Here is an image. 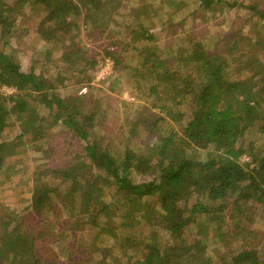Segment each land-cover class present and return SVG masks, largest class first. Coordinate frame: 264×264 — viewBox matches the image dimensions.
Segmentation results:
<instances>
[{
  "label": "trees",
  "instance_id": "obj_1",
  "mask_svg": "<svg viewBox=\"0 0 264 264\" xmlns=\"http://www.w3.org/2000/svg\"><path fill=\"white\" fill-rule=\"evenodd\" d=\"M195 1H199L204 9L216 2ZM78 2L0 0V42L9 44L13 38L17 40L14 42L22 44L18 41L20 37L34 30L39 41L46 46L53 45L55 51H59V58L68 65L71 73L73 62L82 55L68 48V33L78 30L76 19L82 15L83 8L89 12L85 17L90 28L101 30L102 15L107 8L104 0H82L81 6ZM161 2L162 9L157 10L161 14H167L168 10L170 15V9L178 11L191 3L197 7L193 0ZM236 6L249 10L259 25L264 24V0L230 3V8ZM164 24L169 26L166 22ZM240 31V34L226 33L212 48L197 43L185 57L172 62L165 55H141L135 69L142 77L150 72L148 94L156 96L153 102L157 110L151 113L152 121L162 123L169 120L172 124L168 121V130L159 128L160 132L149 143L146 153L129 149L127 128L124 131L127 135L120 140L122 152L115 153L103 147V136L97 138L91 131L97 116L95 109L86 110L81 104L87 95L80 93L64 98L55 83L36 74L32 60L23 65L0 52V87L5 85L17 90L9 95L0 93V138L8 126L7 114L12 112L18 119L23 114L29 115L30 119L22 123L28 126L32 136L40 134V123L45 121L40 115L45 113L50 116L52 126L65 128L67 133L83 140L80 151L63 165L41 170L34 167L47 178V182L51 177L55 190H61L60 185H65L63 192L66 191L68 202L62 197V203L67 210L80 214V218L78 216L70 224L87 218L95 224V219L109 211L110 205L94 195L105 183L114 185L117 202L125 207V214L120 215L124 223L131 218L140 223L138 217L145 218L148 214L149 199L154 201L156 214L150 228L161 226L168 232L167 238L159 241L155 231L143 234L138 240L124 237L125 242L119 245L122 252L119 250V255L110 259L106 256L98 264H264V233L261 241H252L259 235L252 225L251 210L253 206L264 204V66L250 68L255 60V54L251 55L253 42L249 43L252 39L242 34V28ZM129 33L135 36V42L152 40L151 32L138 22ZM260 39L258 42L264 48V37ZM109 44L119 47L117 41ZM105 54L113 60L116 68L119 63L117 50L107 45ZM131 66L126 69L133 71ZM229 66L234 68V71L230 70V80L227 79ZM64 70L62 67L54 79L57 80ZM30 97L41 107L36 109L35 105H30ZM252 130L263 137L261 143L247 137ZM21 135L22 132L17 133V137ZM184 141L188 142L191 151L199 153L197 158L183 154ZM11 145V142L0 141V168ZM244 155L247 159L241 160ZM93 170L98 173L92 175ZM136 174L142 179L139 176L141 180H138ZM47 186L45 181H36L31 191L34 214L53 206V189ZM63 192L60 191L58 196ZM204 217L216 222L220 230L218 237L230 235L229 257H224L227 251L221 252L217 247L212 254L214 261L210 255H204L210 247L206 241L196 237L186 239L185 230ZM244 219H248L251 225L244 227ZM226 220L230 225H225ZM9 221L11 218L0 216V264H40L37 245L31 238L28 240V231L10 227L12 222ZM113 223L103 222L100 232L111 233L113 227L110 224ZM116 226L114 223V229ZM95 239L99 243L97 236Z\"/></svg>",
  "mask_w": 264,
  "mask_h": 264
},
{
  "label": "rangeland",
  "instance_id": "obj_2",
  "mask_svg": "<svg viewBox=\"0 0 264 264\" xmlns=\"http://www.w3.org/2000/svg\"><path fill=\"white\" fill-rule=\"evenodd\" d=\"M78 1L81 6L82 0ZM104 1L107 8L102 15L101 30L90 28V22L85 17V15H89V12L83 8L82 15L76 19L78 30L68 33V48L82 55L81 59L76 58L73 62L74 68L71 73L68 72V65L59 58V51H55L53 45L46 46L39 41L40 38L34 30L20 37L18 41H21L22 44L14 42L17 40L13 38L9 40V44H5L4 41L0 42V52H4L23 65H26L27 60H32L36 65V74L55 83L57 91L59 90L64 98L69 99L80 93L87 95L81 104L84 109L86 107V110L94 108L96 111L95 126L91 130L93 136H97V138L103 136L101 145L112 149L115 153L122 152L120 140L127 134L129 139L126 144L129 145V149L138 153H146L147 146L154 141L156 133L160 132L159 128L161 127L163 130L169 128L167 125L169 120L162 121V123L161 121L158 123L152 121L151 113L157 110L154 108L155 102H153L156 96L148 94L151 82L150 72L142 77L135 69L140 63L141 55L146 53L155 57L165 55V58L172 62L185 57L197 43L212 48L226 33L240 34V28H242V34L252 39L248 42H253L251 43L253 45L251 55L255 54V60L250 68L264 66V48L263 44L259 43L261 42L260 38L264 37V27H261L264 24L259 25L257 18L252 17L251 12L247 9L238 6L230 8V3L233 1L249 3L254 0H227L226 3L222 2L224 0H216L208 9L201 8L199 1L193 0V4H196L197 7L191 3L178 11L173 12V8L170 9L172 13L170 15L168 10L167 14L157 11L162 9L161 1L163 0ZM136 22L151 32V42L134 41L135 36H131L129 30L131 27H135ZM137 31L139 33L140 29L137 28ZM110 41H117L116 45L119 47L109 44ZM107 45L117 50L119 63L116 68L113 66V60L105 54ZM86 59L88 61H85ZM89 61H93V63L90 64ZM128 65H132L134 70L132 71L130 68L127 70L126 66ZM65 66L67 68L64 70ZM62 67L64 73L57 80L54 79ZM82 68L83 70H81ZM230 70L234 71V68L228 67V80H230ZM138 84L141 85V88L138 87ZM15 92L17 90L14 87L5 85L0 87L2 95ZM28 102L30 105H35L36 109L41 107V104L33 103L31 97L28 98ZM165 103L167 104V102ZM7 104H11V101H7ZM22 116L23 119H18L12 112L7 114L8 126L0 138V141L12 143L11 149H8V154L5 155L3 167L0 168V216L11 218L10 227H20L28 231V240L31 238L37 245L40 264H98L106 256L110 259L119 255L121 251L119 245L125 242L124 237L138 240L143 234L155 231V236L159 241L167 238L168 232L161 226L154 225L150 228L156 214V211H153V199H149L150 206L148 210L146 209L148 212L146 217H138L140 223L133 221L132 218L127 219L124 223L120 215L125 214V207H121L117 202L116 189L110 183L103 184L101 191L94 194L99 201L110 205L109 211L95 219V224L91 222L90 218L70 224L78 216L80 218V214L72 209L67 210L65 204L62 203V197H64V201L68 202L66 191L63 192L65 185H60L61 190L57 188L55 190L54 184L50 180L51 177L47 182V178L42 176L38 169L63 165L77 151H80L83 140L73 137L69 131V133L65 131L67 130L65 128L52 126L50 116L45 113L40 115L45 119L40 123L42 124L40 134L32 136L31 131L27 130L28 126L22 123L29 120L30 117L28 114ZM184 117H188V115ZM133 123L136 124L134 127H132ZM169 124L172 125L170 121ZM126 128L127 134L124 132ZM176 128L179 130L180 126L178 125ZM129 129H131L130 132H128ZM21 132L22 135L17 137V133ZM247 137L258 143L263 141V137L254 130L249 132ZM187 143V141L182 143L183 154L197 158L199 153L195 152L196 150L191 151ZM245 159L247 157L242 156L241 160ZM34 167H38V169L35 170ZM91 172L92 175L98 173L97 170ZM134 176L138 180L142 179L140 175ZM36 181H45L48 184L47 187L53 189L51 196L53 206L42 209L39 214H34L30 202L31 191L35 187ZM60 191L63 192L62 196H58ZM189 203L191 202L189 201ZM263 207L264 204L251 208L254 218L252 225L259 235L257 238H252V241L255 242L263 239ZM73 214L75 215L73 216ZM227 214L229 215L228 212ZM111 221L118 225L114 229V223L110 224V227H113L111 233H114L115 237L111 233L100 232L102 223ZM228 221H225L226 226L230 225ZM247 221L249 220L244 219V227L251 225ZM216 225L214 220L204 217L200 219V222L197 220L190 224L189 228L185 230L186 239L191 240L196 237L210 245L204 255L207 257L210 255L214 261L215 256L212 254L217 251V247L221 252L227 251L224 257L230 255V235L227 238L218 237L220 230ZM96 236L99 243L95 239ZM6 252L8 253V251ZM216 260L219 259L216 258ZM29 264L31 263L29 262Z\"/></svg>",
  "mask_w": 264,
  "mask_h": 264
}]
</instances>
